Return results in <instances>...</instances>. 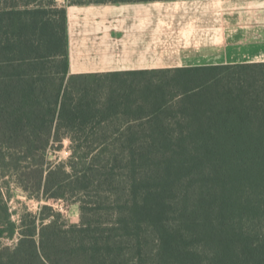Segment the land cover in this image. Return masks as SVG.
<instances>
[{
	"label": "trees",
	"instance_id": "16d2710c",
	"mask_svg": "<svg viewBox=\"0 0 264 264\" xmlns=\"http://www.w3.org/2000/svg\"><path fill=\"white\" fill-rule=\"evenodd\" d=\"M66 23L0 0V264H264V62L69 75Z\"/></svg>",
	"mask_w": 264,
	"mask_h": 264
},
{
	"label": "crops",
	"instance_id": "0c3cea01",
	"mask_svg": "<svg viewBox=\"0 0 264 264\" xmlns=\"http://www.w3.org/2000/svg\"><path fill=\"white\" fill-rule=\"evenodd\" d=\"M64 7L69 75L264 62V0Z\"/></svg>",
	"mask_w": 264,
	"mask_h": 264
},
{
	"label": "rangeland",
	"instance_id": "374dc122",
	"mask_svg": "<svg viewBox=\"0 0 264 264\" xmlns=\"http://www.w3.org/2000/svg\"><path fill=\"white\" fill-rule=\"evenodd\" d=\"M58 1V0H57ZM62 1H65V4L69 5L73 0H59L60 6H65V4H62ZM67 1V2H66ZM67 14V13H66ZM67 27V23H66ZM263 63V62H258ZM70 142L68 139H64L60 149L59 150H53L50 149L47 152L46 159L51 164H57L60 162H66L71 154L70 150ZM8 178H4V181H6ZM9 181L8 188H6V191L8 190V194L10 195L8 199V206L10 208V211L13 213V220H18L19 217L25 213L29 212L32 214H35L38 212L39 207L42 205H50L54 209L58 210L64 217V219L67 221V223L70 224H77L79 222V208L77 204H72L68 201H53L49 200L47 202L45 201H35L33 199H28L25 193L17 187L12 181ZM3 243L10 245L12 244V241L3 240Z\"/></svg>",
	"mask_w": 264,
	"mask_h": 264
}]
</instances>
